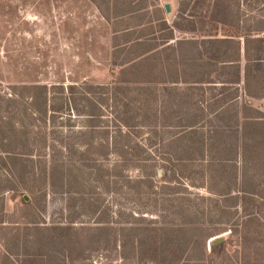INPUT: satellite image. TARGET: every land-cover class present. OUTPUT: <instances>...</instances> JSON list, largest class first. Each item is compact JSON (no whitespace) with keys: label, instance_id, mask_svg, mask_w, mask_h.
Listing matches in <instances>:
<instances>
[{"label":"rangeland","instance_id":"1","mask_svg":"<svg viewBox=\"0 0 264 264\" xmlns=\"http://www.w3.org/2000/svg\"><path fill=\"white\" fill-rule=\"evenodd\" d=\"M152 1L106 20L92 0H0V264H177L192 245L166 229L191 218L207 264H264L262 72L247 95L243 51L240 72L198 61L178 1ZM238 164L254 201L223 211L207 186Z\"/></svg>","mask_w":264,"mask_h":264},{"label":"trees","instance_id":"2","mask_svg":"<svg viewBox=\"0 0 264 264\" xmlns=\"http://www.w3.org/2000/svg\"><path fill=\"white\" fill-rule=\"evenodd\" d=\"M94 1L102 15L106 20L109 19H124L132 18L142 13L146 9L147 0H92ZM179 4L178 13L176 18L182 22L180 25L173 26L172 30H178L182 33H194L195 37L198 39H180L177 40V44L194 43L196 45L198 57H195L198 61H201V53H203V48L209 53V66H215L217 63L224 66L231 65L230 67H239L238 61L243 55L245 58L244 72H245V82H246V94L249 96H254L250 89L249 77L251 73L261 71L264 78V0H177ZM152 7L160 9L159 0L152 1ZM188 8L192 9L188 11ZM166 10V8H165ZM111 11L112 15H108ZM188 11V13H187ZM161 12L162 9H161ZM223 31V37H220L219 31ZM235 31V32H234ZM170 39H174L172 36ZM169 42V41H166ZM243 43V46L241 45ZM237 45V53L239 57L234 54V46ZM200 59V60H199ZM203 62V61H202ZM200 62L198 64L199 75L197 76V82L199 83H209L205 81L203 77L205 70V63ZM237 63V64H236ZM237 65V66H236ZM241 81L239 77V82ZM261 83V82H260ZM14 99H8V102ZM45 112V111H44ZM43 112V113H44ZM255 121H260V118H254ZM9 141V140H8ZM24 145H29V142L23 141ZM26 147V146H25ZM26 149V148H25ZM22 154L32 155L29 152H23ZM243 160V159H242ZM208 166V165H207ZM243 180H245L243 175ZM243 184V183H242ZM236 187V185H233ZM244 185H241L243 188ZM211 189V188H210ZM255 189V188H254ZM212 190V189H211ZM245 191V190H242ZM220 196L226 198L224 200H218L220 208L224 211L228 208V200H238L235 202L239 205L240 197L238 195L232 196L229 187H222ZM255 190L246 185V197H241L240 205L245 207L249 202L254 201L253 198H248V196H255ZM220 199V198H219ZM223 199V198H221ZM205 202L209 201L210 198H202ZM248 201V202H246ZM225 202V203H224ZM221 203V204H222ZM250 215V214H246ZM254 219H257L255 216ZM237 220V219H236ZM230 227L231 234L233 235L236 231L237 226H240L239 221L229 220L226 222ZM170 227V226H167ZM174 228L166 229V232L171 229H178L180 235L175 237L183 243L184 246L192 245L189 249L190 254L186 259H179L177 264H207L204 258L207 252V237L202 243L204 233V224L199 219L190 220L187 219L184 223L171 226ZM122 245V244H121ZM125 245V244H124ZM203 246V248H202ZM212 249L222 248L225 246V242L212 245ZM251 254V253H250ZM253 254L257 255L256 252ZM221 264H253L251 263L250 256L243 255L241 260L232 263L230 257L224 255ZM227 261H225V259ZM213 264V263H208ZM215 264V263H214Z\"/></svg>","mask_w":264,"mask_h":264},{"label":"crops","instance_id":"3","mask_svg":"<svg viewBox=\"0 0 264 264\" xmlns=\"http://www.w3.org/2000/svg\"><path fill=\"white\" fill-rule=\"evenodd\" d=\"M240 160V159H239ZM242 162H243V160H242ZM238 169H239V171L237 172V176H236V178H237V182H236V187L235 186H232V185H230V183L229 184H223V186L222 187H229L230 188V190H231V194L230 195H232V196H236V195H238L240 198L241 197H243V195H245L246 196V185H245V180H243V175L241 174V168H240V166H239V164H238ZM243 183V184H242ZM241 185H244L243 186V188L241 187ZM221 186L219 187V188H217V190L216 191H214L215 189H212L211 187H209V185L207 186V190H208V194H210L211 196L212 195H216V194H218V196L220 197V198H223V200L224 199H226V198H224V197H222V196H220L219 194H220V190H221V188H222ZM212 190H211V189ZM242 190H245V191H242ZM242 195V196H241ZM225 201V200H224ZM240 202L241 201H239V205H240ZM241 206V205H240ZM240 208V207H239Z\"/></svg>","mask_w":264,"mask_h":264},{"label":"water","instance_id":"4","mask_svg":"<svg viewBox=\"0 0 264 264\" xmlns=\"http://www.w3.org/2000/svg\"><path fill=\"white\" fill-rule=\"evenodd\" d=\"M165 8H166V11H170L171 10L169 4H166ZM223 241H224V235H221L219 237H216V238L212 239L210 242H212L213 244H218V243H221Z\"/></svg>","mask_w":264,"mask_h":264}]
</instances>
